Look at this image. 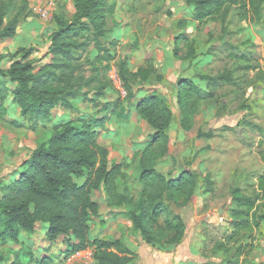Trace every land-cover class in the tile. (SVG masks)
Segmentation results:
<instances>
[{
    "label": "rangeland",
    "instance_id": "374dc122",
    "mask_svg": "<svg viewBox=\"0 0 264 264\" xmlns=\"http://www.w3.org/2000/svg\"><path fill=\"white\" fill-rule=\"evenodd\" d=\"M0 2L8 8L6 23L18 21L16 35L0 41V67L9 68L13 61L10 55L23 48L34 49L30 60H34L37 71L52 64L55 18L72 21L75 0ZM106 5V37L101 41L115 61L107 75L112 90L99 100L109 102L125 96L118 77L120 61L127 60L131 71L153 64L161 79H152L135 90L129 122L110 118L105 127L97 128V142L108 150L110 164L125 163L132 186L130 194L136 201L145 200L148 234L136 233L125 210L109 208L105 194L97 192L94 199L100 207V218L93 220L89 237L123 239L135 252L129 264H224L226 255L217 252L214 245L233 231V193L239 189L245 196L256 197L257 178L264 173V22L240 21L231 12L224 24L209 22L199 27L193 20L192 8L183 0H107ZM110 7L114 10L112 15ZM175 49L178 58L174 56ZM195 49L196 59L186 61L185 57ZM242 54L250 62L234 57ZM225 74L232 76V83L210 90L205 100H196L194 110L187 108L189 118L184 125L187 112L179 103L180 82L190 79L207 87L209 81H203L204 77L214 79ZM85 76H91L90 71ZM89 90L87 87L84 92ZM154 92L166 99L173 118L169 140L151 143L155 132L136 107L143 97ZM94 94L91 90L86 100H72V108L55 107L48 125L78 118H103L100 104L89 100ZM7 105L14 113L11 116H19L14 105ZM11 116L7 113L6 118L0 117V179L4 180L16 176L38 147L44 131L41 126L33 130L25 122L17 124ZM200 132L210 137L200 138ZM143 165L155 171L147 189L139 182ZM189 174L197 180L194 188L188 181ZM182 177V185L168 187L169 181ZM142 191L144 196L140 195ZM263 203L259 198L257 206ZM159 204L161 210L152 214ZM261 210L264 212V207ZM179 220L185 224L186 232L183 242L175 244ZM49 227L38 223L36 235L24 240L37 259L55 256V264H95L92 249L84 251L86 254L63 255L68 248L67 238L51 243L47 238ZM249 236L248 243L254 246L249 261L264 264V223ZM18 248L1 247L0 253L6 255L10 249Z\"/></svg>",
    "mask_w": 264,
    "mask_h": 264
},
{
    "label": "trees",
    "instance_id": "16d2710c",
    "mask_svg": "<svg viewBox=\"0 0 264 264\" xmlns=\"http://www.w3.org/2000/svg\"><path fill=\"white\" fill-rule=\"evenodd\" d=\"M106 1L75 0L76 12L72 21L55 18L57 30L52 35V64L37 71L34 60H30L34 49L23 48L10 55L13 61L9 68L0 67V117L4 119L7 113L14 114L7 105L11 103L19 111V116H11L17 124L25 122L33 130L39 126L44 130L38 139V147L20 166L16 176L0 179V248L19 247L10 249L6 255L0 253V264H55V256L37 259V254L24 243L36 235L38 223L49 224L47 238L51 243L60 237L67 238L68 248L62 253L66 257L92 249L95 264L131 263L135 252L123 239L91 240L89 237L93 220L100 218V207L94 199L97 192L105 194L109 208L125 210L136 233L148 234L145 220L149 216L145 200L136 201L130 194L132 186L126 165L124 162L110 164L108 150L97 142V128L105 127L110 118L121 123L129 122L131 102L136 99L135 90L152 79H161V75L153 64L131 71L127 60L120 61L118 77L125 96L112 98L109 102L99 100L112 90L107 75L115 61L113 53L101 41L106 37L103 31ZM183 1L192 8L193 20L199 27L209 22L224 24L231 12H235L240 21L250 24L264 22V0ZM109 10L112 15L114 10L112 7ZM7 14V6L0 2V41L16 35L18 21L6 23ZM174 56L178 58V49L174 50ZM196 56L195 49L185 60L193 61ZM234 57L250 62L245 54ZM86 71H90L91 76L86 77ZM232 80L230 74L214 79L204 77L203 81H209L207 87L190 79L181 81L178 98L182 110L187 112L184 125L185 119L189 118L188 107L194 110L196 100L207 99L210 90H217ZM87 87L90 90L84 92ZM91 90L95 94L89 100L95 105L100 104V113L105 115L103 118H78L48 125L55 107L72 108V100L78 97L86 100ZM136 110L155 132L151 143L169 140L173 113L165 98L154 92L152 96L143 97ZM198 136L210 137L201 132ZM154 174L153 168L142 166L139 182L145 189ZM189 175L188 181L194 188L197 180ZM184 182L182 177L169 181L167 185L171 188ZM257 192L256 197L245 196L239 189L233 193V231L224 241H217L214 245L217 252L226 255L224 264H255L249 261L254 246L248 240L249 233L264 223L261 210L264 203L257 206L259 198L264 201V173L258 175ZM140 195L144 196V191ZM157 210H161L160 204L151 213ZM175 228L178 231L173 242L180 244L186 226L179 220Z\"/></svg>",
    "mask_w": 264,
    "mask_h": 264
},
{
    "label": "crops",
    "instance_id": "0c3cea01",
    "mask_svg": "<svg viewBox=\"0 0 264 264\" xmlns=\"http://www.w3.org/2000/svg\"><path fill=\"white\" fill-rule=\"evenodd\" d=\"M83 254H86V252H82Z\"/></svg>",
    "mask_w": 264,
    "mask_h": 264
}]
</instances>
